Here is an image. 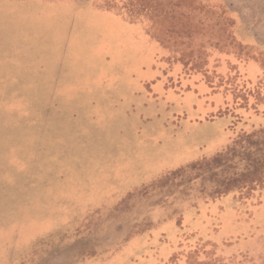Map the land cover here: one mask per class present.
I'll list each match as a JSON object with an SVG mask.
<instances>
[{"label":"rangeland","instance_id":"rangeland-1","mask_svg":"<svg viewBox=\"0 0 264 264\" xmlns=\"http://www.w3.org/2000/svg\"><path fill=\"white\" fill-rule=\"evenodd\" d=\"M263 128L264 0H0V264H264Z\"/></svg>","mask_w":264,"mask_h":264},{"label":"trees","instance_id":"trees-1","mask_svg":"<svg viewBox=\"0 0 264 264\" xmlns=\"http://www.w3.org/2000/svg\"><path fill=\"white\" fill-rule=\"evenodd\" d=\"M248 139V141L242 143L243 145L241 144L243 149L239 151L241 152L242 159H246L248 162L247 170L239 174L238 172H234L233 176L222 175L219 179L222 185L232 180L239 182L247 180V178L249 179L251 176L256 175V171L260 167H264V128L250 133ZM234 152H238L236 148H234ZM217 186L218 188L220 187L219 182H217Z\"/></svg>","mask_w":264,"mask_h":264}]
</instances>
